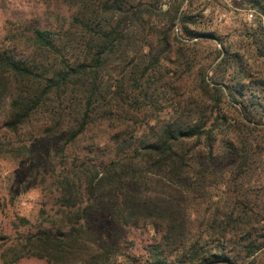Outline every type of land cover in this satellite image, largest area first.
<instances>
[{"label":"trees","instance_id":"16d2710c","mask_svg":"<svg viewBox=\"0 0 264 264\" xmlns=\"http://www.w3.org/2000/svg\"><path fill=\"white\" fill-rule=\"evenodd\" d=\"M42 1L75 15L58 30L7 22L0 115L9 132L50 139L68 165L53 178L51 226L18 239L4 263L264 264V73L246 48L198 31L183 0L165 11L163 0ZM240 3L264 60V0ZM99 208L161 234L147 260L85 226Z\"/></svg>","mask_w":264,"mask_h":264},{"label":"rangeland","instance_id":"374dc122","mask_svg":"<svg viewBox=\"0 0 264 264\" xmlns=\"http://www.w3.org/2000/svg\"><path fill=\"white\" fill-rule=\"evenodd\" d=\"M174 1L163 0V10ZM183 8L196 16L198 31L216 32L227 44L231 43L237 49L246 48L242 52H246L245 61L250 62L253 73H264V60L253 55L251 41L245 32L252 23L251 11L244 9L240 0H183ZM74 15L75 10L58 1L0 0V39L9 21H36L42 28L58 30L62 18ZM213 41L218 45L216 40ZM4 122L3 113L0 115V145L5 150L14 149L24 154L0 155V264H5L2 254L18 239L40 227L51 226L50 217L58 209L53 178L68 165L66 155L55 152L50 139L37 140L36 134H31L34 131L31 127L17 134L9 132L4 128ZM84 224L99 233L108 245L116 246L124 256L139 262L149 258V246L161 238L151 226L129 228L118 224L102 208L89 213ZM16 264L50 263L31 257Z\"/></svg>","mask_w":264,"mask_h":264}]
</instances>
